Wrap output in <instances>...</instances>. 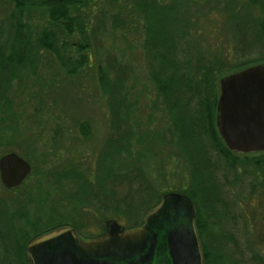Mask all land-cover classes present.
Segmentation results:
<instances>
[{"label": "rangeland", "instance_id": "rangeland-1", "mask_svg": "<svg viewBox=\"0 0 264 264\" xmlns=\"http://www.w3.org/2000/svg\"><path fill=\"white\" fill-rule=\"evenodd\" d=\"M153 1L157 6L169 2ZM188 1L191 5L186 9ZM179 2L189 13L187 16L195 18L191 33L200 45L211 54L221 51V56L233 53L227 4L232 8L234 4L232 17L236 15L237 20L262 17L260 8L253 11L257 9L252 6L256 0ZM243 8L241 14L236 12ZM77 9L85 21L87 39L64 32L60 36L70 43L85 41L89 45L88 66L80 74L69 76L52 55L35 54L25 65L29 70L18 74L11 83L10 107L0 112V153L14 150L31 166L20 187L6 189L0 182V206L7 220L3 228L8 237L21 243L25 235L60 222L71 223L82 237L99 235L110 219L124 226L125 221L112 214L113 208L103 215L98 206L106 193H116L115 181H119L109 170L119 173L125 160L141 166L153 198L174 190L192 196L186 195L204 222L200 237L197 233L200 248L205 247L213 264H264V165L257 168L248 164L255 158H264L263 151L233 152L227 161L208 148L206 156L213 168L207 167L202 173L190 152L170 143L169 118L149 81L143 27L150 18L147 7L140 9L132 0H86ZM13 11V0H0V21ZM24 21L31 33H37L46 25L48 16L44 8H27ZM245 25L251 29L250 24ZM69 55L77 57L75 48ZM113 65L128 70L127 87L132 88L128 149L109 140L110 134L115 137L120 129L112 131L109 99L97 83L98 71H112ZM81 124L90 127L86 138L80 133ZM146 148L151 150L137 154ZM203 177L212 181L204 182ZM91 195L96 196L95 202ZM2 255L0 245V264H5Z\"/></svg>", "mask_w": 264, "mask_h": 264}, {"label": "trees", "instance_id": "trees-1", "mask_svg": "<svg viewBox=\"0 0 264 264\" xmlns=\"http://www.w3.org/2000/svg\"><path fill=\"white\" fill-rule=\"evenodd\" d=\"M132 1L140 9L147 7L146 11L150 13L147 24L143 23L146 31L144 42L148 58V75L155 98L160 101L169 118L167 132L170 134V143L186 150V153L190 152L197 160L202 173L207 167L213 168L206 156L208 148L215 150L217 155L228 161L234 153L224 145L216 126L218 82L219 78L228 74L229 71L264 63V0H256L252 4L253 7L262 10V17L254 20L252 17L244 16L247 19H241L244 22L237 20L236 15L232 17L235 11L234 4V9L227 4L225 10L230 12L228 14L230 18L227 21L232 25L231 40L233 42V53L230 57L227 54L221 56V51L211 54L208 49L200 45L197 37L191 33L192 22L195 18L187 16L189 13L182 9L179 0H169L168 3L160 6L154 4L153 0ZM13 2L15 11L0 21V112L10 107L12 99L8 94L11 83L18 74L29 70L25 65L29 64L35 54L41 55L46 52L52 55L69 76L80 74L83 67L89 64L86 55L89 45L85 41L74 44L68 42L65 36H60V33L64 32L67 36L78 34L87 39L85 21L77 11V8L86 0H41L38 2L13 0ZM189 5L191 3L188 1L185 4L186 9ZM33 7L44 8L48 16L46 25L37 33H31L24 21L25 10L33 9ZM258 8L253 11H258ZM243 10L244 8L236 12L241 14ZM245 22L250 24L251 29L246 27ZM73 48L77 56L75 59L69 55L70 49ZM252 57L255 58L252 59ZM111 69L112 71L101 69L96 74L99 89L109 99L112 131L120 129L115 137L110 131L113 138L109 140L115 142L114 145L118 147L127 146L126 149H128L131 146L132 136L129 116L133 111V102L129 99L132 88L127 87L129 72L125 67L114 65ZM79 130L85 138L90 135V127L87 124H81ZM134 132L136 134V131ZM147 149L140 150L142 152L138 151L137 154H143ZM8 152L15 151L5 149L0 156ZM130 153L133 155V152ZM127 158H130V155H127ZM133 159L136 160L135 157ZM248 164L261 168L264 165V158H255ZM139 167L135 163L124 160L119 173L114 172V169L109 170L114 180L119 181H115L114 191L116 193L112 191L109 194L106 193L102 205L98 206L99 210L103 211V215L113 208L112 214L125 221L126 229L140 226L144 215L160 200L158 196L152 197L151 188L146 182L148 179L141 166ZM207 178L203 177L202 180L212 181L211 178ZM205 187L211 191L209 184ZM173 192L185 194L181 190ZM186 195L192 198L191 195ZM90 199L95 202L96 196L91 195ZM5 221L7 220L4 217V211L0 206V245L3 249L2 256L6 261L5 264H28L25 247L31 240L43 233L60 227H71L77 231L71 223L60 222L44 231L35 230L33 235H25L23 241L18 243L11 241L7 230L3 228ZM203 225L204 222L199 220L198 213H196L195 226L199 237L204 231ZM201 249L204 264H213L203 245Z\"/></svg>", "mask_w": 264, "mask_h": 264}, {"label": "water", "instance_id": "water-1", "mask_svg": "<svg viewBox=\"0 0 264 264\" xmlns=\"http://www.w3.org/2000/svg\"><path fill=\"white\" fill-rule=\"evenodd\" d=\"M217 131L228 150L264 151V63L219 80ZM31 166L15 152L0 156V182L19 186ZM195 206L181 193L168 192L136 228L115 220L101 236L82 239L72 228H57L30 241L28 264H204L194 225Z\"/></svg>", "mask_w": 264, "mask_h": 264}, {"label": "flooded vegetation", "instance_id": "flooded-vegetation-1", "mask_svg": "<svg viewBox=\"0 0 264 264\" xmlns=\"http://www.w3.org/2000/svg\"><path fill=\"white\" fill-rule=\"evenodd\" d=\"M262 154H263V156H264V151H263V153H262Z\"/></svg>", "mask_w": 264, "mask_h": 264}]
</instances>
